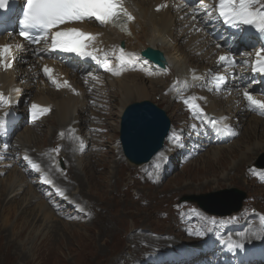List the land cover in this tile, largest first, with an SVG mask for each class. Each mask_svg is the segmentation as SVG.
I'll use <instances>...</instances> for the list:
<instances>
[{
    "label": "rangeland",
    "instance_id": "1",
    "mask_svg": "<svg viewBox=\"0 0 264 264\" xmlns=\"http://www.w3.org/2000/svg\"><path fill=\"white\" fill-rule=\"evenodd\" d=\"M137 24L138 21L135 22V25ZM139 25L135 32L133 30L134 37L132 41L135 40L133 46H137L138 43L142 42L140 37L142 28ZM102 39H104L103 36ZM107 39L111 43L109 38ZM183 42L187 44V40ZM206 60L205 58V63L198 60V63L194 62L192 66L197 68L204 67L208 63ZM25 63H19L18 67L21 71L14 70L12 83L14 82L20 87L19 93L22 91L24 95L29 96L36 103L48 102L47 105H51L53 111L49 118L41 122L39 127L33 129L23 128L18 134L16 141H21L19 136L22 134L31 133L34 146L31 145L35 149L42 150L51 147L55 142V140L50 139L52 138V131L55 130V105L69 95H65L63 92L54 93L44 85L45 89L39 84V81L33 85L34 82L30 80V75L34 74V70L30 73L28 72V66L30 65L32 69L33 66L31 63L25 66ZM185 68L187 69L188 66ZM23 71L25 76L27 74L28 76L25 77L22 74ZM12 78L9 80H12ZM160 86H163V82L160 83ZM39 87L43 90L39 89ZM146 88L147 91L152 90L148 83H146ZM114 91H116L115 88L111 90L108 96L107 109L104 111V115H99L101 113L100 110L98 114L93 113V108L89 107L86 102L85 107L80 109L82 111L81 114H78L77 109L70 112L72 116L78 117L76 127H79L81 138H83L81 143L83 146L81 148L84 146L87 148L82 149L81 157L75 156L73 163L67 162L69 164L67 175L61 179L57 175V178L62 182L63 188L66 189L68 194H75L77 198L76 204L71 205L65 201L66 199L63 200L61 195L60 198L62 200L58 197L56 199L54 195L53 198L59 205L60 210L53 213L40 200L34 188L28 182L20 189L18 197L11 204H6L7 199L5 200V196H3L4 187L13 176L17 177L19 175V171H16L18 168L15 166L10 168V162L8 161L0 162V172H2L0 175V264L139 263L142 258H145L144 255L146 256V252L150 249L168 248L167 246L169 245L174 246L180 241H185L184 236L175 225L174 216L170 214L172 211L169 210L172 204L177 203L180 196L202 197L206 200H208V196H211L209 199L215 203L220 201V199L229 197L228 194H223L224 190H248L249 194H256L251 196H255L257 201H259L257 207L264 209V191L262 189L259 190L258 188L261 187L248 183L245 181L246 178L242 177L245 167L249 168L251 165H241L237 173L233 170L230 171V169L232 164L239 160L238 153L232 154L231 157L225 153L226 160L219 162L218 166H215L217 159L214 158L216 156L210 157L213 150H221L223 148V151H226L229 150L231 144H238L240 149V144H244L242 142L246 139H243L244 132L253 131V117L257 116H248L244 120L242 117L239 118L237 126L240 127V136L234 139L230 145H221L217 148L209 149L189 161L184 167L178 168L172 176L161 184L152 186L142 184L139 181L142 179L141 176L144 174L146 167L143 170H139L137 169L138 167L134 166L130 167L122 162L123 158L121 156L118 157L120 155L119 151L116 153L114 146H116L115 141L118 139V131L115 132L113 129L115 124L120 122V117L118 118L117 114L119 107ZM151 94L152 96L148 100L141 101L154 102V104L157 101L158 107L168 116L170 122L173 119L177 123V117L180 116L179 107L168 101L166 97L162 99L161 96L154 97L155 93L153 92ZM215 100L211 104H215ZM141 101L136 100V102L132 103ZM132 103H128V105ZM224 105L223 102L219 104L221 110L223 107L226 108V105ZM226 114L230 115L229 112ZM91 116H97L99 120L101 118L99 123L101 126L98 124H91V126L96 128L103 127L102 130L105 131V133H101L93 139L91 138L92 134H88L87 129H85L86 123H88V119ZM171 124L172 127L175 126L174 122ZM27 130L29 132L25 134ZM261 131V129H255L256 137L253 142H260L257 140ZM81 148H75L77 154L81 153ZM234 148L236 147L234 146ZM38 152L36 151L35 154L40 155ZM262 155H264V152L255 158L257 162L260 159L264 160ZM172 157H174L173 154ZM65 159L67 160L66 157ZM211 160L213 163H211ZM72 164L77 167V171L72 170ZM210 165H213L211 168H214L218 173L223 172L220 176L225 178V182L221 181L218 184H211L204 190H196L197 186L200 188L205 183H210V181L208 182L209 178L213 179L212 182L216 180L214 179L216 175H207L210 172H207L206 168ZM185 168L187 169L185 170ZM48 169L51 172L54 171V168L49 163ZM76 172L78 174L75 176ZM220 176L219 178H221ZM53 177H55V172H53ZM197 178H199V181L196 180ZM191 179L194 180L192 181ZM76 183L79 189H77ZM30 197H32V201L28 206H26V203H22L25 198ZM5 206L7 210L4 212L3 208ZM78 208L81 209L80 212L77 210ZM68 216L72 217L69 219ZM20 230H24V233L17 238L15 235ZM137 234L141 236L140 240L132 238ZM171 235L173 239L169 240L168 236L172 238ZM41 245H43L42 249L45 247L44 254H48L46 263L35 257L34 250Z\"/></svg>",
    "mask_w": 264,
    "mask_h": 264
},
{
    "label": "bare ground",
    "instance_id": "2",
    "mask_svg": "<svg viewBox=\"0 0 264 264\" xmlns=\"http://www.w3.org/2000/svg\"><path fill=\"white\" fill-rule=\"evenodd\" d=\"M128 1L131 3L133 9L136 10L137 16H138L136 21H138V24H140L139 26L142 28L141 29V36H140L142 38V42L138 43L137 46H133V43L135 40L132 41V38L134 37L133 30H134V32L136 31V27L138 26V24L137 25L134 24L132 26L133 36L130 38H125L121 35H117L115 32H112V31L107 32V31H102L101 29L97 30L95 28H92V26H87V29L91 30V31L96 30L98 32H103L104 33L103 38L104 39L109 38V41L111 42V44L123 42L125 44L131 45L133 47V49L144 50L147 48H151V49H153V51L157 50V51L161 52L163 54V56L166 57V60L171 64L174 71L181 72V73H186L187 69L185 67H187V66L191 67L192 64L194 62H197L198 60H201L203 63H205L204 61L206 58L207 59L206 61H208V63L209 62L213 63L214 60L216 58H219L220 55L222 54V52L216 46H213L211 49H207L206 52L201 53L206 46L205 42L198 43L196 41V39L198 38L197 34L195 33L196 30L192 29V24H190V22L188 21L187 18H185L183 20H179V18L183 14L187 13V10H182L180 13H177L175 10H173L172 6H170L169 4L166 6L167 3L164 2L163 0H128ZM158 5H161L163 7L162 12H160V13H156L153 11L154 8ZM200 37H201V40L204 39V36L202 34L200 35ZM136 39H137V37H136ZM184 40H187V44L185 42H183ZM213 51H217V53L214 55H211V53H213ZM198 52L201 54L197 55ZM203 57H204V59H203ZM19 58H20V61H18V64L17 63L15 64L14 70L17 69L18 71H21V69H19V67H18L19 63L22 64V63L28 62L30 57L28 55L26 56V55L21 54L19 56ZM30 63L34 67V65H35L34 62L31 61ZM11 73H10V71H6L5 74H0V83L8 82V80L13 77L14 71ZM22 74L25 76L24 71L22 72ZM26 76H28V74ZM9 81L12 82L13 78H12V80H9ZM161 82H163V86H164L165 82L160 77L144 80L140 76V74H133V75L129 74V75L123 76L122 78H120L118 80L111 81L106 86V88H104V89L102 88L100 90V93L102 94L103 91H105L108 95H110L111 90H113L115 88L116 91H114V93H115V97H116V102H117L118 107H119L117 114H118V118L119 117L121 118L124 111L128 108L127 107L128 103L136 102V100L137 101L138 100L139 101L148 100V98H150L152 96V94H151L152 92L155 93L153 95L154 97L161 96L162 99H165V97L161 95V91H162V87H163V86H160ZM146 83H148L151 86V88H152L151 91H147ZM73 84L76 87H78V89L80 90V93H82V96L76 97L73 95H69L66 99L65 98L62 99L60 102H58V104L55 105L54 117L56 118V122H55V130H53L51 133L52 138H50V139H52V140H55L56 133L58 130L69 126L73 122H75V123L78 122V117L72 116V114L70 112L71 111L73 112L74 109H77V111L79 112L78 114H81L82 111H80V109L85 107V102L87 103V99H89L86 96V90L81 88V84L79 81L74 80ZM156 88H159V89H156ZM108 99H109V97H108ZM233 99H235V97H230L228 99H225L224 101H222L223 99H218V100L216 99L215 104L209 105V111H211L212 113H215V114L216 113H227V112H229L231 119L232 120L237 119V121H239L240 117H242L244 120L248 116H252L251 114H248L247 112L244 113L243 111H241L242 102L240 99H236L237 102H235V103L232 101ZM168 101H169V99H168ZM221 102H223L226 105V108L223 107L222 110L219 107V104ZM236 103H238V105H235ZM47 104H48V102L41 103L40 105H47ZM234 106H237V108H234ZM69 115H71V116H69ZM120 118H119V120H120ZM253 124H254V127H252L253 131H246L243 134L244 135L243 139H245V138L248 139L250 143L252 142L251 144L248 142V140L245 139V141L242 142L244 144H240L241 145L240 149L238 148V144H235V145L231 144V146H229L230 147L229 150L223 151V148H222L221 150L217 149V150L212 151V156H210V157L213 158L214 156H216V158H214V159H217L215 161L216 162L215 166H218L219 162H224L226 160L225 159L226 154L231 157V155L235 154V153L239 154V160H238L239 162L236 161L235 163H233L230 171L233 170L234 172L236 171L238 173L241 165H243V164H246V165L248 164V165L254 166L252 162L253 161L257 162V160L255 158L260 153L264 152V118L253 117ZM119 126H120V122L119 123L117 122L114 126V129H113V131L115 130V132L118 131V139H119ZM255 129L256 130L257 129L262 130L260 132V135L258 136L259 138L257 140L260 142H253V140H255V137H256ZM28 132L29 131L27 130L25 132V134H27ZM31 135L32 134L30 133L27 135L22 134L21 136H19L21 139V141H19V142L21 144H23V148L28 149L29 152H32V150L34 149V147H33L34 145L32 143ZM82 142H83V138H81V143ZM82 146H83V144H82ZM234 146L236 148H234ZM75 148H76V146L74 147V145L67 144V146L65 148L66 150H68V152L65 156L67 158V162L73 163V159L75 158V156L81 157L82 153H79V151H78L79 154H77V152L75 151ZM33 155H37V154L33 153ZM170 155L172 156V154H169V156ZM37 156H41V155H37ZM262 156L264 159V155H262ZM41 160L44 162V165H46V167L48 168L47 159L44 156H42ZM211 163H213L212 160H211ZM72 166H73L72 170L77 171V167L74 164H72ZM211 167H213V165H210L208 168H206L207 172H210V174H207V175H212V176L216 175L214 178V179H216L215 180L216 182L215 181L212 182L213 179L209 178V180H208V178H207L208 182L210 181V183H205V185H203L200 188L197 186L196 190H204V189L208 188L211 184H218L221 181L225 182L224 181L225 178H223V176H220V174H222L223 172L218 173L214 168H211ZM187 168H185V170ZM16 171H19V175L17 177L13 176L11 178V180L9 181V183L4 187V195L3 196H5V198H4L5 200L7 199L6 204H11L18 197V195L20 194V189L27 182L24 175L21 173V171L19 169H16ZM1 173L2 172H0V175H1ZM77 174H78V172L75 173V176ZM219 176L221 178H219ZM242 177L243 178L245 177L244 173L242 174ZM54 179L58 183V186H60L59 188L62 189V191H63L62 195L60 194L61 198L63 200L66 199L65 201L69 202L71 205L76 204L77 198L75 197V194L70 195L66 192V189L63 188L64 186H63L62 182L58 180L56 173H55V177H53V180ZM198 179L199 178H197L196 180H198ZM191 180L193 181L194 179H191ZM76 186H77V183H76ZM77 189H79V186H77ZM34 191H35V189H34ZM36 194H37V192H36ZM56 199H57V197H56ZM31 201H32V197L25 198L22 201V203L23 204L26 203V206H28L31 203ZM6 210H7V207L5 206L3 208V211L5 212ZM77 210H79V212L81 211L80 208H78ZM151 225H152V223H151ZM3 228H7V227H3ZM12 231H15V230H12ZM23 233H24V230H20V231H17V235H15V233H13V234L17 238H19ZM140 237L141 236L137 234V235L133 236L132 238L140 240ZM42 246L43 245L35 248V250H34L35 257L37 259H39L40 261H43L44 263H46L48 260V254H46V253L44 254L45 247L42 249ZM21 254H23V253H21Z\"/></svg>",
    "mask_w": 264,
    "mask_h": 264
},
{
    "label": "snow or ice",
    "instance_id": "3",
    "mask_svg": "<svg viewBox=\"0 0 264 264\" xmlns=\"http://www.w3.org/2000/svg\"><path fill=\"white\" fill-rule=\"evenodd\" d=\"M256 0H220L218 4L219 14L225 18L226 23L233 27L239 25L255 26L258 31L264 33V13H258L253 7ZM7 0H0V9L6 6ZM160 8H157L159 11ZM94 19L101 25L118 23L133 18L123 8L122 0H25L23 19L21 21L25 29H33L38 34L33 37L31 31H21L19 35L31 43H38L41 39H47L51 29L66 22ZM52 47L67 53H76L80 56L91 55L86 52L87 42L94 39L90 34L79 30L56 31L51 33ZM256 64L258 71L264 73V48L256 52ZM13 51L10 45L0 46V67L10 68ZM228 56H220V61H228ZM121 63L124 60L121 59ZM46 75H51V70L44 68ZM67 84V82H65ZM245 99L250 108L264 110V101L257 100L253 94L245 92ZM2 102V98H0ZM36 106L33 105V108ZM33 167L37 166L33 164ZM242 247L241 244L230 247Z\"/></svg>",
    "mask_w": 264,
    "mask_h": 264
},
{
    "label": "water",
    "instance_id": "4",
    "mask_svg": "<svg viewBox=\"0 0 264 264\" xmlns=\"http://www.w3.org/2000/svg\"><path fill=\"white\" fill-rule=\"evenodd\" d=\"M151 52L150 59L160 61ZM170 121L163 111L149 102L135 103L120 118L119 139L125 156L135 163H145L162 147ZM140 159V160H139Z\"/></svg>",
    "mask_w": 264,
    "mask_h": 264
}]
</instances>
